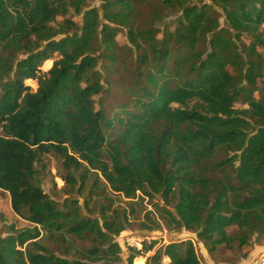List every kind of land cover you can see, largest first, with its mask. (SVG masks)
Here are the masks:
<instances>
[{"label":"trees","instance_id":"obj_1","mask_svg":"<svg viewBox=\"0 0 264 264\" xmlns=\"http://www.w3.org/2000/svg\"><path fill=\"white\" fill-rule=\"evenodd\" d=\"M88 1L0 0V194L14 219L0 233V264L117 261L113 236L127 217L103 212L100 223L76 200L50 199L39 182L46 154L70 192L95 176L130 206L158 195L171 228H197L211 250L264 232V0ZM123 29L132 89L117 106L124 116H110L105 73L120 60ZM42 230L107 248L70 260L40 242ZM156 243L130 247L127 263ZM145 264L201 262L182 240Z\"/></svg>","mask_w":264,"mask_h":264},{"label":"rangeland","instance_id":"obj_2","mask_svg":"<svg viewBox=\"0 0 264 264\" xmlns=\"http://www.w3.org/2000/svg\"><path fill=\"white\" fill-rule=\"evenodd\" d=\"M88 5L89 7H99L100 0H89ZM172 18L173 16L169 15L163 22L171 21ZM73 19L79 23L81 16L73 15ZM220 21L221 24H226L223 18ZM117 40L120 46V60L115 66L108 67V73H105L111 85L107 89L104 105L110 116L115 114L124 116L122 109L117 108V106L129 101L130 90L132 89L130 75L132 65L128 61V54L123 46L128 44L124 29L118 34ZM56 57L54 56V58ZM52 61L53 59L46 61L41 69L47 70L52 65ZM25 83L32 90L36 89L35 81H25ZM129 108L132 109V105H129ZM43 161L45 169L39 173L40 186L49 198L58 202L60 206L65 200H76L82 217L97 218L100 223L104 219L103 212L107 214V217L115 216L121 220L123 216L127 217V221H124L125 229L118 235L113 236V241L119 246L115 264H128L129 248L140 249L143 242L149 244L152 240L157 241L153 249L144 255L136 256L132 264H138L137 260L145 264L147 258L158 252L164 244L182 240L192 241L201 264H255L264 256V232L254 231L244 243H240L238 238H235L229 245L215 244L214 249L211 250L209 240L200 238L197 234V228H187L184 225L179 228H171V223L165 218L162 208L166 207L169 210H172V208L165 205L158 195H155L152 200H138L130 206L127 199L111 192L104 185L102 179H96L95 176L91 177L87 186L83 189H78L79 183H77L74 190L70 192L69 187L65 186L61 179V175L65 174V169L59 159L53 154H46L43 156ZM73 174L76 173L73 172ZM93 182H96L97 188L92 187ZM153 202L158 205L157 209L152 205ZM9 209L8 197L0 194V212H3L7 218L0 223V233L2 235L10 233L9 225L14 221ZM24 224L23 222H15L16 227L24 226ZM235 231L236 228L229 230L231 233ZM64 237L63 240L49 237V234L42 230L40 242L56 255L70 260L83 259L87 254V250L93 245L102 246L104 250L107 248V244L100 245L98 241L79 239L66 234H64ZM160 261L166 263L168 259L161 256Z\"/></svg>","mask_w":264,"mask_h":264},{"label":"built area","instance_id":"obj_3","mask_svg":"<svg viewBox=\"0 0 264 264\" xmlns=\"http://www.w3.org/2000/svg\"><path fill=\"white\" fill-rule=\"evenodd\" d=\"M255 264H264V256L261 257L258 261H256Z\"/></svg>","mask_w":264,"mask_h":264},{"label":"bare ground","instance_id":"obj_4","mask_svg":"<svg viewBox=\"0 0 264 264\" xmlns=\"http://www.w3.org/2000/svg\"><path fill=\"white\" fill-rule=\"evenodd\" d=\"M48 61V60H47Z\"/></svg>","mask_w":264,"mask_h":264}]
</instances>
